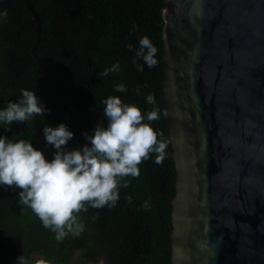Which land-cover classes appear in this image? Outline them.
Segmentation results:
<instances>
[{"label": "trees", "instance_id": "obj_1", "mask_svg": "<svg viewBox=\"0 0 264 264\" xmlns=\"http://www.w3.org/2000/svg\"><path fill=\"white\" fill-rule=\"evenodd\" d=\"M29 1L41 24L35 54L50 64L38 61L32 53L36 26L24 3L0 0V12L7 13L0 17V110L18 99L21 89H27L34 91L50 112L25 123H0V136L25 139L51 160L55 149L46 144L45 125L65 124L73 133L67 149H80L88 143L84 133H90L98 122L106 125L102 101L117 96L143 113L153 107L160 110V119L150 123L167 147L161 163L154 162L153 154L139 166L138 176L122 180L127 187L120 188L115 207H89L81 212L78 220L83 230L78 235L69 233L63 240H57L56 234L19 202V189L0 186V264H17L20 256L28 264L41 260L70 264L77 252L91 262L169 264L176 173L162 97L163 0ZM142 36L149 37L157 48L158 63L148 68L137 60L144 68L138 72L132 61ZM129 44L132 51L126 47ZM115 63L119 72L100 75ZM119 83L125 84L126 92L114 90ZM150 93L155 105L145 100Z\"/></svg>", "mask_w": 264, "mask_h": 264}, {"label": "water", "instance_id": "obj_2", "mask_svg": "<svg viewBox=\"0 0 264 264\" xmlns=\"http://www.w3.org/2000/svg\"><path fill=\"white\" fill-rule=\"evenodd\" d=\"M36 26L29 0H21ZM169 264H264V0H163ZM76 264H107L83 257Z\"/></svg>", "mask_w": 264, "mask_h": 264}, {"label": "clouds", "instance_id": "obj_3", "mask_svg": "<svg viewBox=\"0 0 264 264\" xmlns=\"http://www.w3.org/2000/svg\"><path fill=\"white\" fill-rule=\"evenodd\" d=\"M6 15V11L0 12V17ZM138 44L132 63L138 72H143L137 60L152 68L158 63V50L147 36L140 37ZM126 47L133 50L131 44ZM119 71L120 66L115 63L100 75L107 77L110 72ZM114 90L123 93L127 88L119 83ZM145 100L150 105L156 104L151 93ZM102 103L106 125L98 122L90 133H84L88 143L80 149H67L73 133L65 124L44 126L46 144L55 149L51 160L25 139L0 136V186L19 189V202L31 209L42 226L56 234L57 240H63L69 233L78 235L83 230L78 217L89 207H115L120 188L127 187L122 180L138 176L139 166L153 154L157 164L165 155L167 141L158 138L150 123L160 119L157 107L143 113L135 104L125 103L117 96H109ZM45 112L50 109L41 104L34 91L21 89L20 97L0 110V123H25L34 117H43ZM127 199L131 202V197ZM17 264L28 262L20 256ZM37 264L45 262L41 260Z\"/></svg>", "mask_w": 264, "mask_h": 264}, {"label": "rangeland", "instance_id": "obj_4", "mask_svg": "<svg viewBox=\"0 0 264 264\" xmlns=\"http://www.w3.org/2000/svg\"><path fill=\"white\" fill-rule=\"evenodd\" d=\"M34 257H35L36 259H38V260H41V257L38 256V255H36V254L34 255ZM81 258H82V257L80 256V253L77 252V253L75 254V256L73 257V259H72V261H71L70 264H76Z\"/></svg>", "mask_w": 264, "mask_h": 264}]
</instances>
